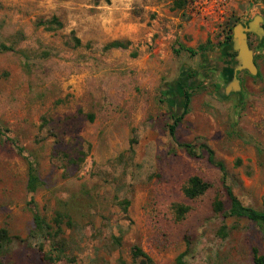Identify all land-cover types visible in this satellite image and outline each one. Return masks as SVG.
<instances>
[{"label": "rangeland", "instance_id": "1", "mask_svg": "<svg viewBox=\"0 0 264 264\" xmlns=\"http://www.w3.org/2000/svg\"><path fill=\"white\" fill-rule=\"evenodd\" d=\"M256 15L264 28V0H225L212 17L193 0H0L3 264H140L135 246L151 264H254L253 250L264 255L258 226L214 213L216 198L227 202L198 146L223 161L244 205L264 210V36L248 41L257 74L237 72L240 90L224 92L233 28ZM114 40L129 45L105 49ZM185 90L192 97L176 139L194 143L198 157L167 131ZM194 175L211 187L188 199ZM177 205L189 207L180 219ZM33 210L51 236L33 230Z\"/></svg>", "mask_w": 264, "mask_h": 264}, {"label": "trees", "instance_id": "2", "mask_svg": "<svg viewBox=\"0 0 264 264\" xmlns=\"http://www.w3.org/2000/svg\"><path fill=\"white\" fill-rule=\"evenodd\" d=\"M185 3V0H174V5L176 7H182ZM54 19V18H53ZM44 25V24H41ZM48 28V26H47ZM230 34H228L225 39L226 41L230 40ZM129 43H123L120 40H114L106 44L105 49L111 48H126ZM199 51L204 50V46H199L197 48ZM189 52H194L191 49H187ZM232 55V54H230ZM192 94L188 90L183 91V104L182 109L178 115H173L171 117V123L167 125V131L170 139L180 147L189 157H198L194 143L190 142H179L176 139V128L178 124L182 121L183 117L189 112V106L191 101ZM7 129L0 124V139L7 137ZM200 150H203L207 154V161L213 165L219 172V183L223 190L225 200L216 198L213 201L212 208L214 213L221 214L223 217H233V218H244L256 226H258L262 233L264 234V210L256 209L247 205H244L240 199L234 194L231 186L227 183V172L223 161L216 159L213 150L206 144L200 143ZM19 151L21 149L19 148ZM40 184L37 171L34 168L32 162L28 160V171H27V182L26 187L30 192H34L38 185ZM211 187L210 183L203 180L199 176H191L188 178L186 184L183 187V194L188 199H194L203 195ZM31 203H34L31 200ZM34 207V206H33ZM189 211L188 206L177 205L176 213L177 218H182L185 213ZM33 220H34V231H37L44 236H51V226L48 222L41 217L38 213L33 210ZM59 222V220H57ZM57 225H59L57 223ZM10 242V237L6 229H0V254L5 250L6 245ZM132 257L134 259L141 258L139 260L140 264H151L152 261L150 258L140 249V247L135 246L132 250ZM177 263L181 264V256L176 260ZM253 262L254 264H264V255H258L256 250H253ZM0 264H3L2 258L0 257ZM120 264H128L126 262H121Z\"/></svg>", "mask_w": 264, "mask_h": 264}, {"label": "water", "instance_id": "3", "mask_svg": "<svg viewBox=\"0 0 264 264\" xmlns=\"http://www.w3.org/2000/svg\"><path fill=\"white\" fill-rule=\"evenodd\" d=\"M262 22V18L256 15L246 24L238 23L234 26L230 45L237 54L234 64L231 66L233 78L226 86L225 94H228L230 91L236 92L240 90L239 81L235 77L237 72L245 70L251 75L257 74L258 68L254 61L253 51L248 44L247 32H254L260 39L263 38L264 28L260 25Z\"/></svg>", "mask_w": 264, "mask_h": 264}, {"label": "built area", "instance_id": "4", "mask_svg": "<svg viewBox=\"0 0 264 264\" xmlns=\"http://www.w3.org/2000/svg\"><path fill=\"white\" fill-rule=\"evenodd\" d=\"M197 12L203 17L222 16L225 0H193Z\"/></svg>", "mask_w": 264, "mask_h": 264}, {"label": "flooded vegetation", "instance_id": "5", "mask_svg": "<svg viewBox=\"0 0 264 264\" xmlns=\"http://www.w3.org/2000/svg\"><path fill=\"white\" fill-rule=\"evenodd\" d=\"M255 35H257V34L254 32H247L248 41H250L249 37L251 38V36H255ZM254 61H255V59H254ZM255 63H256V61H255Z\"/></svg>", "mask_w": 264, "mask_h": 264}]
</instances>
